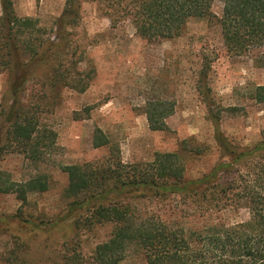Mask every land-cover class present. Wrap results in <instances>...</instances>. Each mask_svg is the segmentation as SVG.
<instances>
[{"label": "rangeland", "instance_id": "374dc122", "mask_svg": "<svg viewBox=\"0 0 264 264\" xmlns=\"http://www.w3.org/2000/svg\"><path fill=\"white\" fill-rule=\"evenodd\" d=\"M66 1L12 3L18 17L35 19L37 27H45L54 39L51 28ZM212 9L220 17L223 3L214 0ZM64 34L61 40L55 38L64 47L54 49L50 62L29 80L16 104L11 70L0 68V172L11 181L44 175L49 182L46 192L28 193L26 202L13 193L0 194V217L18 214L29 222L0 228V264H63L67 254L80 251L89 258L109 240L113 224L92 225L84 220L86 214L49 224L63 215L68 204V177L62 167L108 161L109 147L93 146L96 128L119 148L125 165L151 162L156 153H179L188 179L228 161L215 139L217 127L236 149L264 140V101L258 96V87H264V47L243 56L228 54L216 19L190 21L177 39L148 41L136 35L130 22L113 26L97 2L83 0L79 16ZM58 63L63 74L71 75L80 87L87 84V89L58 90L51 81V66L55 69ZM149 100L174 104L166 130L149 128L145 113ZM13 106L17 113L29 111L35 117L40 136L49 134L40 138L42 158L29 159L12 144L8 114ZM141 209L173 221L184 217L178 198L145 202ZM123 264L146 262L142 255L131 253Z\"/></svg>", "mask_w": 264, "mask_h": 264}, {"label": "trees", "instance_id": "16d2710c", "mask_svg": "<svg viewBox=\"0 0 264 264\" xmlns=\"http://www.w3.org/2000/svg\"><path fill=\"white\" fill-rule=\"evenodd\" d=\"M81 1H66L51 28L56 39L61 40L72 20L79 16ZM89 1L100 5L113 26L128 21L136 35L148 41L177 39L184 35L190 21L216 19L228 54L243 56L264 47V0H220V17L213 12L214 0ZM1 6L0 68L11 70L16 104L29 80L50 62L54 49L64 46L52 39L45 27H37L35 19L18 17L12 0H1ZM60 66L62 63L55 69L51 66V81L58 90L61 86L87 89V84L80 87L71 75H64ZM258 96L264 101L260 99L264 97V87H258ZM16 113L13 106L8 114L12 144L29 159L42 158L40 138L46 131L40 136L38 123L29 111L17 113L14 119ZM145 113L152 131H164L174 104L149 100ZM215 139L228 161H220L199 178L188 179L179 153H156L151 162L125 165L119 148L102 129L96 128L93 146H108V161L62 167L68 177V204L63 215L49 224L60 225L86 214L84 220L92 225L111 223L114 228L109 240L98 245L91 257L76 251L67 254L63 264H123L131 253L142 255L146 264H264V140L236 149L218 127ZM48 189L44 175L16 182L0 172V194H16L22 202L27 201L28 193ZM172 198L184 204L183 220H168L160 213L141 209L145 202ZM190 217L198 224L185 221ZM11 222L29 223L18 214L4 216L0 217L1 230Z\"/></svg>", "mask_w": 264, "mask_h": 264}]
</instances>
